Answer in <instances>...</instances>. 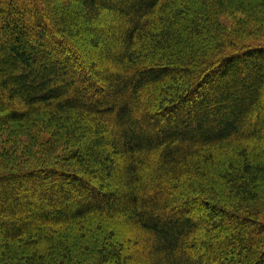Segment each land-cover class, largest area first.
<instances>
[{"label":"trees","instance_id":"obj_1","mask_svg":"<svg viewBox=\"0 0 264 264\" xmlns=\"http://www.w3.org/2000/svg\"><path fill=\"white\" fill-rule=\"evenodd\" d=\"M12 127L0 264H264V0H0Z\"/></svg>","mask_w":264,"mask_h":264},{"label":"rangeland","instance_id":"obj_2","mask_svg":"<svg viewBox=\"0 0 264 264\" xmlns=\"http://www.w3.org/2000/svg\"><path fill=\"white\" fill-rule=\"evenodd\" d=\"M76 6L77 4L72 2L68 5H59L58 8L61 9V11H68L70 14H74ZM73 17L69 25L76 31L77 37L74 36L72 38H74V41L79 43L81 47L87 46L93 49L91 43L89 42V38L92 36V33L90 31H86L85 28L87 23L83 22L79 15L78 17ZM243 19V15L238 12L231 15L225 14L220 17V23L232 31L235 26L243 24ZM247 25L251 26L250 23ZM32 134V131L25 132L16 127L0 130V162H4L6 158H9L7 160H17V162L31 163L34 159L40 158L42 153L45 152V144H40L38 139L43 140V138H48L49 136L48 134L41 133L39 138H33Z\"/></svg>","mask_w":264,"mask_h":264}]
</instances>
